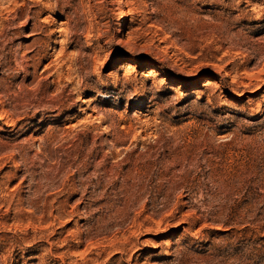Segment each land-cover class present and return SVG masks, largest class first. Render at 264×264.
<instances>
[{
  "label": "rangeland",
  "instance_id": "obj_1",
  "mask_svg": "<svg viewBox=\"0 0 264 264\" xmlns=\"http://www.w3.org/2000/svg\"><path fill=\"white\" fill-rule=\"evenodd\" d=\"M0 264H264V0H0Z\"/></svg>",
  "mask_w": 264,
  "mask_h": 264
}]
</instances>
